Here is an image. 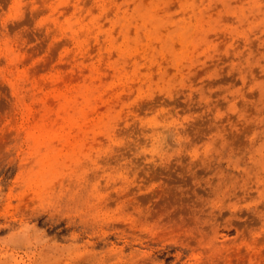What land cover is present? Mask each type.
<instances>
[{"label":"rangeland","instance_id":"obj_1","mask_svg":"<svg viewBox=\"0 0 264 264\" xmlns=\"http://www.w3.org/2000/svg\"><path fill=\"white\" fill-rule=\"evenodd\" d=\"M0 264H264V0H0Z\"/></svg>","mask_w":264,"mask_h":264},{"label":"bare ground","instance_id":"obj_2","mask_svg":"<svg viewBox=\"0 0 264 264\" xmlns=\"http://www.w3.org/2000/svg\"><path fill=\"white\" fill-rule=\"evenodd\" d=\"M46 127H47V126H40V130H41V131H46V132H47L48 129H46Z\"/></svg>","mask_w":264,"mask_h":264}]
</instances>
